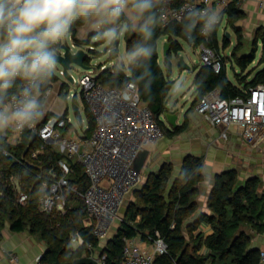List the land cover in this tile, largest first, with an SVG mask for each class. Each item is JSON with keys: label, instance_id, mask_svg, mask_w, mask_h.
<instances>
[{"label": "trees", "instance_id": "1", "mask_svg": "<svg viewBox=\"0 0 264 264\" xmlns=\"http://www.w3.org/2000/svg\"><path fill=\"white\" fill-rule=\"evenodd\" d=\"M243 1L232 0L225 11L228 26L237 36V45L230 56L224 57L221 54V49H228L231 42L225 35L220 46L219 26L206 42L198 28L193 33H185L183 21L165 28L160 25L155 29L156 53L146 65L128 67V72L115 65L100 73L97 77L98 82L112 88H123L130 81L135 83L141 99L148 105L162 128H165V134L170 138L179 136L188 129L187 118L182 125L172 129L165 127L162 121V116L168 112L167 100L174 82L169 79V74L159 62L158 42L160 38L166 37L172 43L171 51L178 52L182 50L178 40L186 39L196 47L207 46L221 58L223 66L219 73L211 65L195 68L193 105H197L205 95L214 90L219 91L223 99L244 96L250 88L264 85V67L257 71L248 70L257 61L259 42L263 44L264 49V30L257 31V41L253 42V50L251 54L246 53L243 31L237 26L245 17L241 9ZM182 2L183 0H177V4ZM82 25L84 24L80 22L73 25L71 30L73 42L78 47H90L92 39L81 40L77 36V28ZM125 39L127 49L142 38L138 33L130 32L125 34ZM229 63H232L233 68L236 66L240 70L239 74L236 73V84L228 78ZM263 64L264 52L258 62L259 66ZM58 81L60 78L55 75L48 87ZM85 112L88 120L86 134H90L95 127V121L86 104ZM32 136H25L18 147L9 148L14 157L0 156V237L6 221L15 232L29 230L39 236L46 242L48 248L42 258V264H54L57 259L62 263H69L89 256L86 246H81L77 250L70 249L73 230L83 237L85 244H93L100 250L106 264H119L123 257L125 239L139 237L144 242H151L158 236L165 241L168 252L158 256L154 264H261L260 250L252 248L251 233L264 232V188L259 178H251L240 185L238 172L235 170L218 175L208 201L211 213H202L191 222V217L199 207L197 201L199 187L204 181L203 159L187 157L180 175L174 180L173 166L166 164L158 173L148 177L142 189L136 193L137 202L127 208L115 235L105 247L100 248L93 227L86 225V220L89 219L86 206L76 193L71 191L65 193V214L60 211L52 215L43 213L40 206L43 195L40 191L42 182L40 177L45 179L53 175L62 177L59 161L65 160L69 163L72 169L70 183L72 186H78L80 192L88 188L90 181L85 168L80 163L70 161L56 146H46L44 155L38 159H31L32 152L42 145L38 137L31 145ZM28 147L30 150L25 154ZM14 180H19L20 191L13 186ZM21 193L27 195L25 203H19ZM56 222L66 224L69 229L65 232L55 231ZM204 222L213 230V234L207 238L202 234L198 236L194 234L198 226ZM203 247L208 250L206 254L201 253Z\"/></svg>", "mask_w": 264, "mask_h": 264}, {"label": "built area", "instance_id": "2", "mask_svg": "<svg viewBox=\"0 0 264 264\" xmlns=\"http://www.w3.org/2000/svg\"><path fill=\"white\" fill-rule=\"evenodd\" d=\"M189 3L197 8H210L211 0H168L164 9L165 20L161 27L183 21V9ZM224 10L228 4L220 3ZM191 38V36L189 37ZM206 42L210 35L204 36ZM203 65H211L219 73L222 70V60L213 50L205 45L200 46ZM105 68L102 66L101 69ZM97 71V69H94ZM93 70L85 74L79 85L81 97L88 106L95 127L90 134H78L72 127L67 116H49L45 121L39 119L33 127L26 129L14 140L5 138L0 156L14 157L9 148L22 144L27 135L37 134L42 145L31 154V159L44 155L46 146L53 145L65 154L70 161L80 163L90 181L88 188L80 192L78 186H72L69 180L72 169L65 160L59 161L62 177L53 175L42 179L40 191L43 193L40 206L44 214L52 215L56 211L66 212L65 193H76L84 202L93 233L99 242L106 241L114 223L123 221L120 213L128 196L144 181L142 173L135 168L138 155L157 145L164 138V130L155 118L148 105L141 99L138 87L133 82H127L123 88H112L98 82ZM62 76V72H60ZM52 88L47 87L45 98L50 97ZM244 96L233 99H223L220 92L214 90L205 95L195 106V111L210 125L222 127V137L227 138V131L235 128L248 143H256L264 138V85L250 88ZM75 99L77 94L68 95ZM13 186L20 191L19 180L13 181ZM25 193L20 194L19 203L27 201ZM264 237V232L262 233ZM74 241L81 247L86 246L89 256L106 264V259L93 244H85L78 233ZM168 247L158 236L151 242H137L135 239H125L123 257L119 264H154L158 256L165 255ZM261 264L264 263V250L261 251ZM17 260L16 257L13 258Z\"/></svg>", "mask_w": 264, "mask_h": 264}, {"label": "clouds", "instance_id": "3", "mask_svg": "<svg viewBox=\"0 0 264 264\" xmlns=\"http://www.w3.org/2000/svg\"><path fill=\"white\" fill-rule=\"evenodd\" d=\"M168 0H0V149L43 117L45 91L57 72L59 44L77 22L119 55V67L146 65L157 50L155 29L163 25ZM220 8L183 9L185 33L208 36ZM138 33L123 53L118 41Z\"/></svg>", "mask_w": 264, "mask_h": 264}, {"label": "crops", "instance_id": "4", "mask_svg": "<svg viewBox=\"0 0 264 264\" xmlns=\"http://www.w3.org/2000/svg\"><path fill=\"white\" fill-rule=\"evenodd\" d=\"M222 1H225L228 5L232 2V0H211L210 8H220L221 10L219 27L225 22L227 28H231L227 23L226 10H224V7L220 4ZM241 9L245 13V17L237 23V26L243 31L245 45H250L253 35L256 34L258 30L264 29V0H244ZM77 36L81 40H86L88 37H93L94 33L88 30L84 24L77 28ZM72 40L73 38L70 32V41L72 42ZM222 42L220 43L219 41L220 46ZM230 42L231 45L228 49L231 51L229 54H227L228 49H221V54L224 57L231 55L232 50L237 45L236 34L234 40L233 36L230 38ZM90 48L93 49L92 46H90ZM159 62L161 64L160 58ZM162 68L164 69V67ZM106 69L107 67L105 66V68L101 69L100 73ZM164 71L170 75L167 67ZM100 73L95 76L98 77ZM193 74L191 90H195L194 78L196 72L194 71ZM174 86L175 83L173 87ZM50 87L53 91L50 97L45 98L43 121L49 116H67L69 111V99L65 95V88L68 86H65L64 80L60 79V81L52 83ZM75 102L77 103V98ZM177 103L167 100L168 110L172 107H176V105L179 106ZM185 118L189 120V126L184 133L173 138L164 134V138L157 145L151 146L148 149L150 155L142 172L144 181L151 174L158 173L166 164L174 165L173 173L175 178H178L187 157L193 156L203 159L204 181L199 187L197 199L199 207L191 217V222L196 220L202 213H211L208 209V201L211 191L214 188L215 179L218 175L226 171H237L240 185L251 178L257 177L262 181L264 188V138L251 144L240 135L237 129L230 128L227 131V138L224 139L222 137L224 129L222 127L210 125L197 112L193 113V111H189V109L183 110L182 115L178 116L177 124L182 125ZM163 119H165V117L162 116V120ZM168 128L172 129L173 127L168 125ZM154 158L159 159L156 169L152 168L154 165L152 160ZM150 166L151 169H149ZM87 221L88 220H86V223ZM116 227L117 228L114 230L117 231L119 226L116 225ZM251 233L253 235L252 248L260 250L261 253V251L264 250V237L262 233H257L255 231H251ZM194 234L196 236L202 234L207 238L213 234V230L209 224L204 222L198 226ZM136 241L139 243L144 242L139 237L136 238ZM107 242L101 241L99 244L100 248L103 245L105 247ZM101 243L103 245H101ZM47 250L46 242L41 240L39 236L31 233L29 230L15 232L12 230L8 221L4 222L0 237V264H42V258ZM207 252V248L203 247L201 253L206 254ZM14 257L17 258L16 261L13 260Z\"/></svg>", "mask_w": 264, "mask_h": 264}, {"label": "rangeland", "instance_id": "5", "mask_svg": "<svg viewBox=\"0 0 264 264\" xmlns=\"http://www.w3.org/2000/svg\"><path fill=\"white\" fill-rule=\"evenodd\" d=\"M227 29V31H226ZM264 30V29H261ZM230 34V38L233 36V40L235 39V33L233 31L232 28H227L225 22L222 23V25L219 27V41L220 43L223 40V37L225 35ZM229 38V39H230ZM87 39H92V47L93 49H91L90 47H84V49L88 50V53L91 56L90 59V63L91 66L93 67V71L94 69H97V71L93 72V75H97L101 72V67L102 66H106L107 69H111L113 68L115 65H119V55L113 51V49L109 46L106 45L105 42L103 41H98L95 40L92 37H88ZM86 39V40H87ZM165 40H167L166 37H162L160 38L159 42H158V51H159V55H160V60H161V65L162 67H164V69H166L165 66V57H164V43ZM251 44L250 45H245V51L246 53H250L253 50V42L257 41L256 38V34L253 35L252 39H251ZM259 40V39H258ZM182 46V50L176 52L174 50L171 51L170 53V57L173 61V69L172 71L169 70V79L171 81H173L175 83V86L172 87V89L169 92L168 95V100L169 102H174L179 104L176 105V107H172L168 110L169 114L172 115H182L183 110H188L189 111H193V113L195 112V105H193L194 102V97H193V93L194 90H191V86L193 83V72L195 71V68L200 67L202 64V60H201V50H200V46L196 47L194 46L191 42H189L186 39H179L178 40ZM63 42H68L69 44H72V42L70 41V33L69 35L62 40L60 43ZM74 43V42H73ZM117 47L119 48L120 52L123 53L126 50V39H125V35L120 39L119 44L117 45ZM258 51H257V61L254 62L252 64V66H250L248 68V70L254 69V71H257L259 69H261L262 67H264L263 65H258L259 59L262 56L264 49H263V44L261 42H259V45H257ZM225 50V49H224ZM227 54H229V52L231 50H227ZM114 53V55H113ZM179 56L184 57L185 62L190 66L189 70H182L178 67L177 65V61ZM230 56V55H229ZM125 69L126 72H128V66H124L123 67ZM89 71L83 70L81 68L78 67H73L72 70L70 71L71 75L74 77L75 79V84H69L68 87L65 88V95H74L77 94V104L79 105L80 108V112L79 115L75 114L72 107H71V103H72V98H70L68 100V104H69V111H68V119L70 120V123L72 125V127L78 132V134L80 135H84V133L87 131L88 129V120H87V115L85 112V106H84V102L82 100L81 97V87L79 85V82L81 80V78L87 74ZM236 73H240V70L235 66V68L232 67V63H229L227 65V75L228 78L233 82V83H237L236 80ZM56 75L59 76L60 79L64 78L60 75V69H57ZM171 76V77H170ZM185 97V98H184ZM164 114L163 117H165V119H163V123L164 126L168 128V125H170L168 119L166 118L167 114ZM164 132H165V128H163ZM158 158H154L152 160V163L154 164L152 166L153 169H156V165H158ZM173 167L174 165L171 164ZM151 169V166L150 168ZM173 180L175 179L174 173L172 174ZM148 179V177H147ZM147 179L145 181H143L127 198L126 202L124 203V207L120 213V218L123 219L125 216V212L127 210V208L129 207V205H131L132 203H136L137 199H136V193L142 189L143 185L145 184V182L147 181ZM91 219H88L86 224H91ZM121 221H116L112 227V230L110 232L109 235V239L105 241V243L107 241H109L116 233V225L120 226ZM54 229L55 231H62L65 232L67 229H69L67 227V225H61V223H57L54 224ZM77 232H75L74 230L71 233V246L70 249L72 250H77L80 248V246L74 241V238L77 236ZM104 244V242H103ZM101 243V245H103ZM103 246H101V248H103Z\"/></svg>", "mask_w": 264, "mask_h": 264}, {"label": "water", "instance_id": "6", "mask_svg": "<svg viewBox=\"0 0 264 264\" xmlns=\"http://www.w3.org/2000/svg\"><path fill=\"white\" fill-rule=\"evenodd\" d=\"M228 38H230V34L227 35ZM119 44V41L117 45ZM171 46L172 43L168 40L164 43V57H165V66L172 71L173 69V61L170 57L171 53ZM59 54L57 56L58 60V66L57 69H60V72H62V77L64 78L65 84L69 85L75 84V79L71 75L70 71L73 67H78L86 71L93 70V67L91 66V63L88 64V61H90L91 56L88 53V50L84 49V47H78L75 43L69 44L68 42H63L59 44ZM91 62V61H90ZM177 65L182 70H189L190 66L185 62L184 57L179 56ZM64 87V86H63ZM72 109L75 114L79 113V107L78 104L75 102V99H72L71 103ZM167 119L172 127H177V115L168 114ZM37 138V134H33L31 145L34 143V141ZM30 150V147H28L25 151V154L28 153ZM150 155V151L144 150L142 151L136 161H135V168L139 173L143 172V169L145 167L146 161ZM54 264H100L97 259L91 258L88 256H84L82 258L76 259L69 263H62L59 259L56 260Z\"/></svg>", "mask_w": 264, "mask_h": 264}]
</instances>
